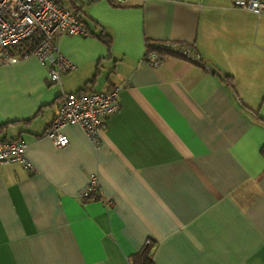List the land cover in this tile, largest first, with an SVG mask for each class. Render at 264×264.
Masks as SVG:
<instances>
[{"label": "crops", "instance_id": "obj_1", "mask_svg": "<svg viewBox=\"0 0 264 264\" xmlns=\"http://www.w3.org/2000/svg\"><path fill=\"white\" fill-rule=\"evenodd\" d=\"M80 6L86 34L57 40L74 65L60 85L35 57L0 65V140H22L31 164H0V264H131L148 238L154 264H264V13ZM152 41L189 42L201 62L152 67ZM116 86L97 146L78 125L61 128L64 147L44 135L61 90ZM91 174L99 194L83 199Z\"/></svg>", "mask_w": 264, "mask_h": 264}, {"label": "built area", "instance_id": "obj_2", "mask_svg": "<svg viewBox=\"0 0 264 264\" xmlns=\"http://www.w3.org/2000/svg\"><path fill=\"white\" fill-rule=\"evenodd\" d=\"M96 0H74L92 2ZM120 5L127 0H107ZM198 2L200 0H189ZM231 6L244 9L259 16L264 13V1L230 0ZM86 34L85 27L77 20L70 8L57 0H0V65L15 64L29 57L46 67L49 80L61 84L60 75L71 71L74 65L61 55L57 40L61 35ZM168 56L183 58L193 63L201 62L195 47L189 42L152 41L147 42L142 60L156 67ZM120 87L105 91L64 92L61 90L57 112L45 131L57 148L68 144V138L61 132L65 125L80 126L91 143L97 146L99 134L105 119L119 107ZM24 142L19 139L0 140V164L17 161L28 168L31 164L24 155ZM99 183L91 174L87 185L80 191V197L88 199L99 194ZM151 240H145L149 245ZM132 264V261L130 260Z\"/></svg>", "mask_w": 264, "mask_h": 264}, {"label": "trees", "instance_id": "obj_3", "mask_svg": "<svg viewBox=\"0 0 264 264\" xmlns=\"http://www.w3.org/2000/svg\"><path fill=\"white\" fill-rule=\"evenodd\" d=\"M57 2L60 5H64L70 8L77 17V20L86 28L85 24L83 23L79 15V12L81 11L80 4L82 2H79L78 4H76L74 0H57ZM103 38L106 37L104 36ZM106 41L108 42V40ZM82 91H87V90L81 89L77 92H82ZM151 253H152V241L149 245L143 246V248L138 253L130 256V260L132 261V264H154L151 258Z\"/></svg>", "mask_w": 264, "mask_h": 264}]
</instances>
